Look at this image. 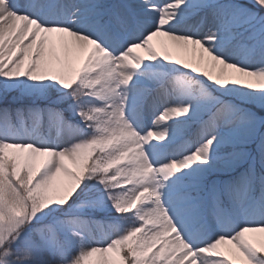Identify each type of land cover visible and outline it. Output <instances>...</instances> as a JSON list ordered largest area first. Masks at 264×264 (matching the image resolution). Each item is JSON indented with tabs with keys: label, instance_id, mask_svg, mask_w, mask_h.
<instances>
[{
	"label": "snow or ice",
	"instance_id": "obj_1",
	"mask_svg": "<svg viewBox=\"0 0 264 264\" xmlns=\"http://www.w3.org/2000/svg\"><path fill=\"white\" fill-rule=\"evenodd\" d=\"M0 264H264V0H0Z\"/></svg>",
	"mask_w": 264,
	"mask_h": 264
},
{
	"label": "rangeland",
	"instance_id": "obj_2",
	"mask_svg": "<svg viewBox=\"0 0 264 264\" xmlns=\"http://www.w3.org/2000/svg\"><path fill=\"white\" fill-rule=\"evenodd\" d=\"M174 58H176V57L174 56ZM182 58H183V57H182ZM163 123H166V122H162V124H163ZM52 135L55 136V132H53ZM69 167L71 168L72 166L69 164ZM102 235H103V233H98V238H99L100 236H102ZM256 235L259 236L260 234H256Z\"/></svg>",
	"mask_w": 264,
	"mask_h": 264
}]
</instances>
